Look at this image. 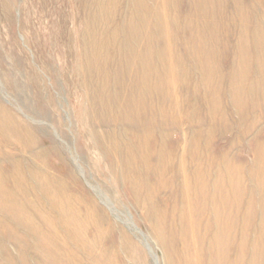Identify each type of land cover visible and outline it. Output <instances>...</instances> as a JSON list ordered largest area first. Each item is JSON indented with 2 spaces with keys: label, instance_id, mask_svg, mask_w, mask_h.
Returning <instances> with one entry per match:
<instances>
[{
  "label": "rangeland",
  "instance_id": "rangeland-1",
  "mask_svg": "<svg viewBox=\"0 0 264 264\" xmlns=\"http://www.w3.org/2000/svg\"><path fill=\"white\" fill-rule=\"evenodd\" d=\"M252 38V0H0V264H197L201 224L181 211L182 180L168 169L160 186L157 154L126 156L143 130L170 127L168 152L183 131L202 137L206 71L232 95L241 73L258 81ZM227 95L219 112L234 126ZM260 128L230 157L248 163ZM114 138L122 146L107 149ZM248 185L239 222L252 216ZM192 199L199 217L201 192ZM246 230L239 264L254 257Z\"/></svg>",
  "mask_w": 264,
  "mask_h": 264
},
{
  "label": "bare ground",
  "instance_id": "bare-ground-1",
  "mask_svg": "<svg viewBox=\"0 0 264 264\" xmlns=\"http://www.w3.org/2000/svg\"><path fill=\"white\" fill-rule=\"evenodd\" d=\"M252 33L253 38L248 43L253 42L257 47L255 55L252 53V61L255 60V65L258 67L259 79L258 81L255 79L248 81L247 73H241L234 91L235 94L232 95L229 84L214 83L212 80L214 75L219 76L218 71L215 73L212 69L206 71L204 83V123L206 126L203 129L202 137L189 139L187 138V131H181L183 133L181 145L174 144L172 151L168 152L166 148L169 147L166 141L174 134L170 131V127L161 129L158 135L143 130L136 133L139 147H136L137 150L132 156L129 154L126 156L128 162L142 159L149 164L145 157L149 158L150 154L152 157L157 154L155 172L162 179L160 186L167 184V179L165 181L164 176L169 174L168 169L172 170L169 174L170 178L176 173V177L182 180L181 191L185 194L181 211L188 218L191 219L192 217L193 222L196 221L201 224L199 233L203 253L202 255L196 254L197 264H203L205 260L207 264H239V260L242 258L239 255V250H246L245 237L248 235L246 229L251 221L252 232L254 233L252 245L255 248L252 264L264 263V130L260 128L259 134L253 137L254 140L251 137L248 142L250 148L248 163L241 159L245 158L242 155L241 160L230 157V148L239 147L240 143L244 142L264 119L258 114V108L264 103V0H252ZM246 92L253 95L259 93L261 96L250 104L251 100L249 103L243 100ZM227 94H229L226 103L230 107L229 115L234 113L232 118L234 117L233 119L237 122L234 126L230 124L229 120L223 119L219 112L221 104H223L222 95ZM249 107L251 108L249 109ZM138 111L140 112V109L136 110V112ZM262 114L264 116V113ZM127 135L125 137L131 139L130 134ZM151 140H154L153 148L146 149ZM219 141L222 149L220 148V151L215 152L214 148ZM110 142L111 144L107 149L122 146L117 138ZM140 153L142 155H139ZM112 154L111 164L115 165V172L120 174L118 168L121 167L122 162H125V158H122L124 156L118 157L115 162L114 158L119 155V152L116 151ZM106 155H109L108 152ZM187 155L190 157L188 160H186ZM240 179L244 180L243 190H241L242 186L239 183ZM249 180L252 181V216L247 217L246 215L244 221L239 222L237 203L239 198L244 197L249 190ZM144 182L145 178H143V183L141 181L139 185L141 190L150 185ZM197 191H200L202 196V208L199 217L197 216V209L192 207L195 205L192 198ZM150 193H147L148 196L146 195L144 200L151 199L152 194ZM229 194L232 195V199L231 203L227 204L225 197ZM255 194L258 196L256 200H253ZM254 208H260V212H253ZM175 214V212H171L170 216L174 217ZM238 227L242 232L241 240H238ZM197 235L199 236V234ZM236 247L238 251L235 255L229 256L231 255L230 250L236 249ZM256 250L258 253L255 255ZM184 251H188L186 246L183 247L182 253Z\"/></svg>",
  "mask_w": 264,
  "mask_h": 264
}]
</instances>
